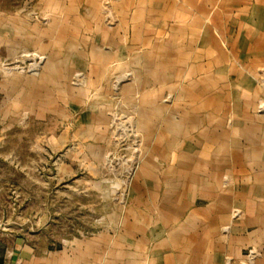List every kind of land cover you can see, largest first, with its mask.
Returning <instances> with one entry per match:
<instances>
[{
    "label": "rangeland",
    "instance_id": "1",
    "mask_svg": "<svg viewBox=\"0 0 264 264\" xmlns=\"http://www.w3.org/2000/svg\"><path fill=\"white\" fill-rule=\"evenodd\" d=\"M76 1L0 0V248L21 240L39 252L85 249L98 236L125 238L144 204L180 198L166 193L175 182L171 164L145 162L153 133L145 129L139 91L122 90L138 72L152 76L154 69L122 68L110 60L101 67L106 53L100 52V39L110 34L95 29L118 24L116 3ZM164 38L167 68L161 70L167 82L161 102L172 110L222 102L201 98L208 86L211 95L222 92V83L207 84V76L238 70L207 66L206 53L191 51L201 45L188 36L177 37L179 42L169 32L147 36L150 45ZM250 75L264 91V70ZM149 91L157 95L158 85ZM151 165L162 171L154 178Z\"/></svg>",
    "mask_w": 264,
    "mask_h": 264
},
{
    "label": "crops",
    "instance_id": "2",
    "mask_svg": "<svg viewBox=\"0 0 264 264\" xmlns=\"http://www.w3.org/2000/svg\"><path fill=\"white\" fill-rule=\"evenodd\" d=\"M151 1L153 7L150 0H114L118 24L105 28L99 23L95 30L110 34L108 40L100 39V52L106 53L101 67L110 60L122 68L154 69L152 76L138 72L122 90L139 91L144 126L153 133L145 162L155 164L157 158L171 164L175 182L166 193L180 198L144 204L142 217L129 221L123 242L98 236L85 249L39 252L15 240L0 248V264H264V91L261 80L250 75L264 70V0ZM150 32H169L176 41L188 36L201 45L191 51L206 53L207 66L238 70V75L225 70L221 79L207 76V84L222 83V92L211 95L208 86L205 93L200 91L201 98L222 102L168 109L161 102L166 95V71L161 69L167 68V41L150 45ZM216 40L220 47H214ZM154 85L157 95L149 91ZM157 172L162 171L151 165L149 178Z\"/></svg>",
    "mask_w": 264,
    "mask_h": 264
}]
</instances>
